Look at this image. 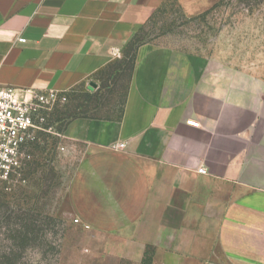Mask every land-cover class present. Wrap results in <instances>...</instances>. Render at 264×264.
<instances>
[{
    "label": "crops",
    "instance_id": "1",
    "mask_svg": "<svg viewBox=\"0 0 264 264\" xmlns=\"http://www.w3.org/2000/svg\"><path fill=\"white\" fill-rule=\"evenodd\" d=\"M170 1L220 0H0V85L75 95L84 264H264V73L147 34ZM116 66L119 108L81 98Z\"/></svg>",
    "mask_w": 264,
    "mask_h": 264
},
{
    "label": "rangeland",
    "instance_id": "2",
    "mask_svg": "<svg viewBox=\"0 0 264 264\" xmlns=\"http://www.w3.org/2000/svg\"><path fill=\"white\" fill-rule=\"evenodd\" d=\"M166 31L187 48L227 56L236 65L264 73V0H220L196 18L186 17L170 1L147 34ZM121 68L116 66L117 75L103 95L95 93L91 99H100L108 111L124 100L128 72L119 74ZM58 124L63 136L35 141L26 163L0 190V262L5 264H84L85 229L70 191L83 153L68 146Z\"/></svg>",
    "mask_w": 264,
    "mask_h": 264
},
{
    "label": "built area",
    "instance_id": "3",
    "mask_svg": "<svg viewBox=\"0 0 264 264\" xmlns=\"http://www.w3.org/2000/svg\"><path fill=\"white\" fill-rule=\"evenodd\" d=\"M68 101L66 92L55 89L34 92L0 85V190L26 163L41 135L63 136L51 118Z\"/></svg>",
    "mask_w": 264,
    "mask_h": 264
},
{
    "label": "trees",
    "instance_id": "4",
    "mask_svg": "<svg viewBox=\"0 0 264 264\" xmlns=\"http://www.w3.org/2000/svg\"><path fill=\"white\" fill-rule=\"evenodd\" d=\"M76 97H78V96H76ZM73 98H75V95L74 96L70 95L69 96V101L66 104L58 107L55 110V112H54V114H53V116L51 118L52 119V123H55V124H57V122L58 123H62V124H60V126L58 124V127H60L59 128L60 130L64 131V127L65 126H63V123H65V125H66L67 121H69L72 116H74V115H76V114L81 112V111L76 109L78 107V105L77 106L71 105V101H73L72 100ZM81 98L83 100H85V101H88L89 99L90 100L92 99V96L90 94H85V95H82ZM45 136H46V134L41 135L40 140L42 141V139H44ZM47 136L49 137L47 139H53V138L57 139L55 136H50V135H47ZM47 139H44V140H47ZM40 140H38L37 143H40L41 142ZM0 264H5V263L0 262Z\"/></svg>",
    "mask_w": 264,
    "mask_h": 264
}]
</instances>
